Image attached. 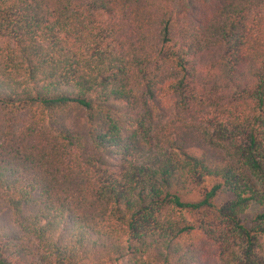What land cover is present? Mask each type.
Segmentation results:
<instances>
[{
	"label": "trees",
	"instance_id": "16d2710c",
	"mask_svg": "<svg viewBox=\"0 0 264 264\" xmlns=\"http://www.w3.org/2000/svg\"><path fill=\"white\" fill-rule=\"evenodd\" d=\"M264 0H0V264H264Z\"/></svg>",
	"mask_w": 264,
	"mask_h": 264
},
{
	"label": "rangeland",
	"instance_id": "374dc122",
	"mask_svg": "<svg viewBox=\"0 0 264 264\" xmlns=\"http://www.w3.org/2000/svg\"><path fill=\"white\" fill-rule=\"evenodd\" d=\"M260 249H261L260 250L261 254L264 256V240L261 243V248Z\"/></svg>",
	"mask_w": 264,
	"mask_h": 264
}]
</instances>
